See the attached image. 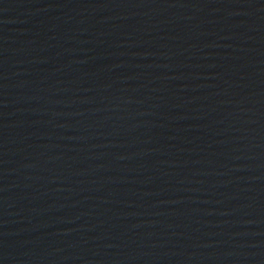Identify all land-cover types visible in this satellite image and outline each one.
Masks as SVG:
<instances>
[{
    "label": "water",
    "instance_id": "1",
    "mask_svg": "<svg viewBox=\"0 0 264 264\" xmlns=\"http://www.w3.org/2000/svg\"><path fill=\"white\" fill-rule=\"evenodd\" d=\"M0 264H264V0H0Z\"/></svg>",
    "mask_w": 264,
    "mask_h": 264
}]
</instances>
